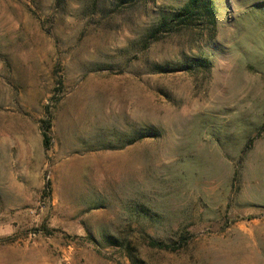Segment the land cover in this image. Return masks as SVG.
Returning a JSON list of instances; mask_svg holds the SVG:
<instances>
[{
    "label": "rangeland",
    "instance_id": "obj_1",
    "mask_svg": "<svg viewBox=\"0 0 264 264\" xmlns=\"http://www.w3.org/2000/svg\"><path fill=\"white\" fill-rule=\"evenodd\" d=\"M187 2L0 0V264H264V0Z\"/></svg>",
    "mask_w": 264,
    "mask_h": 264
},
{
    "label": "trees",
    "instance_id": "obj_2",
    "mask_svg": "<svg viewBox=\"0 0 264 264\" xmlns=\"http://www.w3.org/2000/svg\"><path fill=\"white\" fill-rule=\"evenodd\" d=\"M200 0H188V2L184 5V7L182 8V13L184 15H190L194 12H196V10H198L200 12ZM41 130H42V134H43V145L44 148L47 149L49 144H50V137H49V131H50V120H45L42 121V126H41ZM46 189L50 188L49 183H46L45 186ZM46 233L49 231H45ZM131 261V259H130ZM133 263V261H131Z\"/></svg>",
    "mask_w": 264,
    "mask_h": 264
}]
</instances>
